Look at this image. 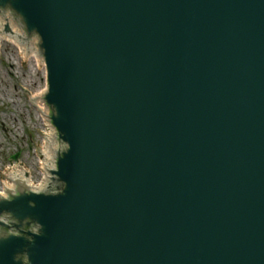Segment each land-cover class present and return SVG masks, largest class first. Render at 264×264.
I'll return each mask as SVG.
<instances>
[{
	"label": "water",
	"instance_id": "water-1",
	"mask_svg": "<svg viewBox=\"0 0 264 264\" xmlns=\"http://www.w3.org/2000/svg\"><path fill=\"white\" fill-rule=\"evenodd\" d=\"M6 15L24 37L8 20L0 38L45 61L50 110L30 103L62 149L47 190L3 188L0 264H264V0H0Z\"/></svg>",
	"mask_w": 264,
	"mask_h": 264
},
{
	"label": "rangeland",
	"instance_id": "rangeland-1",
	"mask_svg": "<svg viewBox=\"0 0 264 264\" xmlns=\"http://www.w3.org/2000/svg\"><path fill=\"white\" fill-rule=\"evenodd\" d=\"M29 57L28 55H25ZM33 60H24L18 45L6 38L0 44V189L7 169L22 164L33 181L41 182L38 156L43 149L44 129L30 103L31 94L45 90L44 71ZM38 147V156H37ZM19 155V156H18ZM18 156V161L13 160Z\"/></svg>",
	"mask_w": 264,
	"mask_h": 264
},
{
	"label": "bare ground",
	"instance_id": "bare-ground-1",
	"mask_svg": "<svg viewBox=\"0 0 264 264\" xmlns=\"http://www.w3.org/2000/svg\"><path fill=\"white\" fill-rule=\"evenodd\" d=\"M5 38H0V44H1V41H3ZM7 40H9L10 42H11V38H6ZM13 44H16L17 45V43H13ZM20 55L22 56V59H24V60H33L36 64V67L37 68H39L38 67V64H37V62H36V59H35V57H34V55H28L29 57H26L25 55H22V53H21V51H20ZM42 70V71H44V74H45V66H43V67H41V68H39V70ZM45 89H46V85H45ZM44 91L45 90H43L42 92L40 91L38 94H31V100H34V99H36V98H38V97H42V101H43V97H44ZM43 105H44V103H43ZM44 107H46L45 105H44ZM44 138H48L47 137V135L45 134V137ZM41 155L42 156H44V161H46V160H48L49 159V155H48V152H47V149H46V147H43V149H42V152H41ZM19 166H20V169H21V171H22V174H23V177H24V179H25V173H26V171L27 170H25L22 166V164H19ZM27 174H28V179L26 180L27 181V183H29V186L30 187H32V188H39V186L38 187H34L33 185H32V183H31V176H32V173L31 172H28L27 171ZM3 188H6V189H11V184H9V183H7V184H5V187H2L1 189H0V194H3Z\"/></svg>",
	"mask_w": 264,
	"mask_h": 264
}]
</instances>
